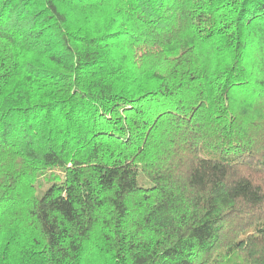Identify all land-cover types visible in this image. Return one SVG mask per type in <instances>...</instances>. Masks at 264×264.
<instances>
[{"label": "trees", "instance_id": "trees-1", "mask_svg": "<svg viewBox=\"0 0 264 264\" xmlns=\"http://www.w3.org/2000/svg\"><path fill=\"white\" fill-rule=\"evenodd\" d=\"M0 264H264V0H0Z\"/></svg>", "mask_w": 264, "mask_h": 264}, {"label": "rangeland", "instance_id": "rangeland-1", "mask_svg": "<svg viewBox=\"0 0 264 264\" xmlns=\"http://www.w3.org/2000/svg\"><path fill=\"white\" fill-rule=\"evenodd\" d=\"M144 185V184H143Z\"/></svg>", "mask_w": 264, "mask_h": 264}]
</instances>
